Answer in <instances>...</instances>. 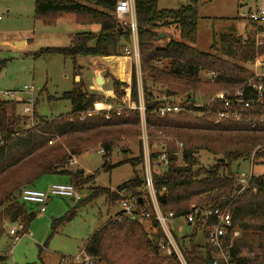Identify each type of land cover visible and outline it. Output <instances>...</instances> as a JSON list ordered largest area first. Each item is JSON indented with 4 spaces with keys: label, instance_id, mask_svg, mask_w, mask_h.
<instances>
[{
    "label": "trees",
    "instance_id": "1",
    "mask_svg": "<svg viewBox=\"0 0 264 264\" xmlns=\"http://www.w3.org/2000/svg\"><path fill=\"white\" fill-rule=\"evenodd\" d=\"M117 1L34 0V18L44 27H54L60 18L73 15L77 24L97 25L100 31L75 34L68 46L43 48L34 53L33 58L60 56L76 61L78 58L123 57L124 49L131 44V31L128 27L121 28L116 20ZM159 2L135 0L143 103L155 165L154 186L161 208L165 213L172 212L176 218L191 214L194 207L228 210L234 228L240 233L230 250L233 258L237 264H264V175L252 178L243 192L238 183L239 177L244 175L240 171L241 162H251L254 157L253 167H264V104L248 110L241 122L221 124H214L213 112L208 108L189 106L188 112L172 119L160 118L156 112L165 104L193 105L199 92L210 96L241 87L251 79L258 82L254 70L246 65L254 66L257 57L264 55V38L258 45L252 36L243 40L224 34L218 43L214 38V53L200 51L196 47L200 20L198 0H191L178 10L160 9ZM252 26L256 28L255 34L264 31V27L255 23ZM167 29H174L179 40L171 38L163 44L156 41ZM5 66L1 64V69ZM262 81L264 83V78ZM113 83L116 100L123 99L125 89L130 87L133 103L139 105L135 68L130 86L117 80ZM168 92L174 97L167 98ZM61 100L70 103L71 112L54 120L35 114L34 128H27L24 119L9 112L14 102L0 100V238L9 226L17 223L23 224L28 232L35 215L28 212L21 194L24 189L35 188L39 179L63 177L65 183L74 185L77 190L92 185L100 172L86 177L84 171L70 168L72 160L89 151L104 150L105 172L125 165L136 170L144 164L139 111L126 110L121 116L113 110L92 114L102 97L89 94L83 85L65 92ZM159 132L183 144L181 161L174 157L176 145L168 144L170 163L167 168L155 163L159 148H155L154 134ZM126 139L138 143V156L116 165L108 164L107 160ZM201 153L213 156L214 165H202ZM144 188L143 175L137 172L116 190L88 187V195L68 212L65 220H72L78 208L101 197L105 198L109 210L121 206L123 201L134 203L139 211L148 210ZM154 225L151 224L153 234H150L140 221L110 218L86 241L84 249L103 264H176L174 257L167 259L160 254L163 234ZM192 227V236L178 239L184 256L189 264H211L212 249L196 242L198 232L208 237L207 228L200 223Z\"/></svg>",
    "mask_w": 264,
    "mask_h": 264
},
{
    "label": "rangeland",
    "instance_id": "2",
    "mask_svg": "<svg viewBox=\"0 0 264 264\" xmlns=\"http://www.w3.org/2000/svg\"><path fill=\"white\" fill-rule=\"evenodd\" d=\"M244 1L250 0H198L200 9L198 42L196 45L198 50L214 53L215 51L212 49L214 38L215 42L218 43L220 36L224 34H231L236 38L246 40L244 38L247 33L244 32L243 27L246 25L244 21L247 20L241 19V14L245 12L242 11L241 7ZM190 3L191 0H160L159 8L178 10ZM0 16L2 18V21H0V92L20 91L25 87L35 89L34 96L36 99L33 120L31 117L19 116L25 120V126H31L33 121H37L35 114L45 120H54L61 116L66 117L71 112V105L69 102L61 100L62 95L84 83L87 92L101 96L102 101L100 103L111 106L112 110L123 109L124 112L129 103H133L130 87L125 89L126 95L123 99H115L113 79L110 80L108 74H104V77L109 79L106 84L102 86L95 84L97 82L94 80V69L87 64L85 58H80L76 62L60 56H47L36 60L33 58V54L43 48L66 47L70 44L68 37L63 40L65 36L62 33L64 30L62 27H58V29L45 28L41 22L35 20L34 0H0ZM69 17H72V15H66V20ZM65 24L67 23H61V26H66ZM75 26L77 27L76 24ZM89 32L98 33L99 31L90 28ZM165 32L168 37L160 41L161 44L167 41L168 38L179 40V35L174 29H167ZM250 32V36L247 37L256 38L258 33L255 34L251 27ZM68 33L74 32L69 30ZM24 39L28 41L24 46L21 47V44H16L23 42ZM129 60L126 61L123 68V79L121 81L129 80L131 69L130 84H132V70L135 68L136 72L140 73L141 58L138 65L133 59L129 58ZM3 63L6 66L1 69ZM246 66L253 69L255 74H264V67L251 66L250 64ZM79 78L81 79L78 83ZM137 86L140 88L143 100L142 73L137 78ZM120 89L122 90V87ZM211 96L213 95L206 96L199 92L196 94L195 99L199 103H204ZM11 109H9L10 113H12ZM16 109L23 114V105L18 104ZM139 127L141 129V126ZM140 134L142 136V130H140ZM156 136L158 134H154L157 145L155 148H159L160 140L158 144ZM126 141L113 152V155L107 160L108 164L116 165L122 160L138 156V143L133 140L131 142L126 139ZM99 150L101 149L89 151L74 159V163L70 164V168L73 170L84 171L86 177L100 172L92 185L83 190H78L83 196L82 200L88 195V191H86L88 187H105L116 190L118 186L133 178L135 172L138 174L143 173V166L134 170L129 165L117 167L111 172L103 171L105 159L104 154H99ZM199 158L204 166L214 165L215 158L207 153H201ZM240 164L242 174L250 171H254L255 174H264V167L262 166L252 167L248 161ZM65 182L63 177L46 176L39 179L34 187L38 190H46L49 185ZM78 205V202L70 198L54 197L49 200L46 212L41 213L37 206L26 204L28 212L34 214L35 218L28 228V233L15 245L8 231L18 227L19 224L7 228V233L0 238V264H59L62 257L79 254L92 235L100 230L110 218L122 212L120 205L109 210L105 205V198L101 197L93 203L78 208L77 214L72 220H65L68 212ZM143 225L146 227L148 223L143 222ZM171 226L175 237L179 240L194 234V228L188 226L182 220H173ZM196 242L199 245L206 244V238L202 232H198ZM1 255L5 256L4 261H1Z\"/></svg>",
    "mask_w": 264,
    "mask_h": 264
},
{
    "label": "built area",
    "instance_id": "3",
    "mask_svg": "<svg viewBox=\"0 0 264 264\" xmlns=\"http://www.w3.org/2000/svg\"><path fill=\"white\" fill-rule=\"evenodd\" d=\"M116 20L121 28L128 27L131 31V44L124 49L126 58L133 59L138 65L140 62V51L138 42V24L136 20L135 0H118L115 8ZM241 19L247 20L250 23H255L260 27H264V0H257L253 6L241 14ZM0 20H2L0 16ZM257 44L261 45V39L257 40ZM256 66L264 67V55L257 57L255 61ZM136 72V76H141ZM259 79L256 82L254 79L249 80L243 86L238 88H231L219 91L213 96L206 99L204 103L196 102L195 104L182 105L165 104L157 108L156 112L160 118H174L182 112L187 111V107L201 109L208 108L213 112L214 124H221L223 122H241L246 117L248 110L253 109L257 105L264 104V83L262 79L264 74H256ZM35 89L33 87H25L20 91H4L0 92V100L10 101L15 104L23 105V116L31 117L33 120L35 113ZM140 96V103L136 105L129 103L125 108L127 111H139L141 117V141L143 143L144 164H143V178L145 182L144 201L147 203L148 210L139 211L136 205L130 201H123L121 204L122 212L116 214L112 219L114 221H121L127 218L133 221L147 222L148 224H155L154 227L161 230L163 240L160 242L159 251L164 258L176 259V264H189L184 256L183 250L180 246L179 240L175 237L171 223L175 219L182 220L188 226H197L198 223L204 225L208 231L206 244L212 249L213 260L211 264H237L235 258L231 254L234 240L240 236V233L234 228L232 215L228 210L220 208H193V212L181 218H176L172 212L165 213L160 205L157 191L154 186L155 165L153 164L152 152L150 148L151 136L148 132V125L145 118V107L141 97L140 88L138 87ZM112 111V107L109 110ZM118 116L123 114V109L113 110ZM100 110L95 108L94 113L97 115ZM89 114V115H92ZM82 119L85 115L81 116ZM109 118V117H108ZM36 122H32L31 126L27 128H34ZM254 127V125H252ZM156 138L160 140L159 155L156 158V165L163 168L169 166L168 144H175L177 152L174 157L179 161L182 159L183 144L177 142L172 137H165L161 132L157 133ZM99 154H104V150H99ZM253 158L250 164L252 165ZM72 160L70 164H73ZM253 167V165H252ZM264 174H255L250 171L247 174L241 175L238 179L241 185V192L248 186L252 178H257ZM54 197H66L75 202L82 200V195L76 187L69 183L52 184L47 190H38L36 188L24 189L21 194L22 202L26 204L35 205L40 209L41 213L46 211V206ZM10 238H12L14 245L21 241V238L28 232H25L23 224L19 223L18 227H14L8 231ZM62 264H103L97 259L92 258L87 254L85 249H82L79 254L74 256H64L61 259Z\"/></svg>",
    "mask_w": 264,
    "mask_h": 264
},
{
    "label": "crops",
    "instance_id": "4",
    "mask_svg": "<svg viewBox=\"0 0 264 264\" xmlns=\"http://www.w3.org/2000/svg\"><path fill=\"white\" fill-rule=\"evenodd\" d=\"M256 1L257 0L244 1L243 4L241 5V7L243 9L242 11L247 12L253 6V4ZM34 9H35V7H34ZM65 17L66 16L60 18L59 21H58V23H57V25L54 26V27H52V28H56V29H58V27L59 28L62 27L64 29L62 33L64 34L65 38H63V40H66V38L68 37V40L71 42V39H72V37L75 34L83 33V32H89L90 31V28H92V30L100 31V27L97 26V25H94V26H84V25L77 24L76 21H75V16H73V15H72V17L67 18V20H66ZM0 21H2V20H0ZM61 23H67V24H65L66 26H61ZM244 23L246 25L243 27V30L245 29L244 32L247 33V35L245 36L244 39H247L248 38L247 36H250V34H251L250 27L253 28L254 32H255L256 28L254 26H252V23H250L248 21H244ZM75 24L77 25V27L75 26ZM71 26H72V28H71ZM246 26H248V27L246 28ZM45 28H47V27H45ZM236 29H237V27H236ZM69 30L73 31L74 33H68ZM98 33H95V34H98ZM166 37H168V35H166ZM262 38H264V31L263 32H260V33H258L256 35V40H260ZM170 39L171 38H168L167 42ZM175 40H177V39H175ZM26 43H28V41L26 39H24L23 42L16 43V44L17 45H20L21 44V47H22ZM55 47H64V46H55ZM78 59L80 60V58H78ZM127 60L130 61L126 57H95V58H85V61H87V64L88 65H91L93 67V69H94L93 75H94V78H95L94 79L95 82H97V78L99 76H101L103 78V80H104V84H106V81H109V79L110 80L113 79V80H117V81L121 82L122 84L125 83L126 85H129L130 84V80H131V69H130L129 80L128 81H125V82H122L121 81L123 79V70H124L123 68H124L125 63H126ZM80 68H83V67H80ZM104 74H108L109 75V79H106L104 77ZM80 79L81 78L78 79V83H79ZM95 84H97V83H95ZM83 85H84V88L87 90V88L85 86V83ZM15 105H17V106H15ZM15 105L11 109V112L12 113H14V111L17 110L16 108L18 107V104H15ZM95 108L98 109V110H100V111H105V110H109V108H111V106H107L104 103H98V104H96ZM14 114H16L18 116L23 115L22 113H19L18 110ZM49 186H51V185H49ZM48 187H47V189H48ZM146 227H147L149 233L150 234H153V231H151L150 224H148V226L146 225ZM3 256L4 255H1V257H3ZM1 261H4V260H1ZM59 264H62L61 261H59Z\"/></svg>",
    "mask_w": 264,
    "mask_h": 264
},
{
    "label": "water",
    "instance_id": "5",
    "mask_svg": "<svg viewBox=\"0 0 264 264\" xmlns=\"http://www.w3.org/2000/svg\"><path fill=\"white\" fill-rule=\"evenodd\" d=\"M166 38V35L165 34H161L158 38H156V41L160 42L162 40H164ZM97 84L98 86H102L104 84V80L101 76H99L97 78ZM170 97H174V94L173 93H167V98H170Z\"/></svg>",
    "mask_w": 264,
    "mask_h": 264
}]
</instances>
